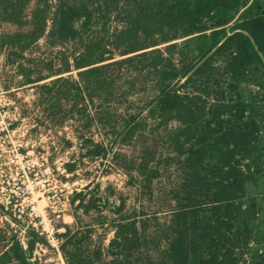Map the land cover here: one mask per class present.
I'll use <instances>...</instances> for the list:
<instances>
[{"label": "trees", "instance_id": "16d2710c", "mask_svg": "<svg viewBox=\"0 0 264 264\" xmlns=\"http://www.w3.org/2000/svg\"><path fill=\"white\" fill-rule=\"evenodd\" d=\"M228 28L250 34L232 33L182 81ZM251 36L264 54V0H0V57L14 70L4 88L30 86L53 121L114 135L112 159L155 207L110 204L89 184L72 198L75 217L109 207L114 236L103 247L92 224L66 225L67 264H264V60ZM42 39L61 48L40 52ZM79 136L71 172L111 151ZM28 232L25 247L0 224V264H41L44 238Z\"/></svg>", "mask_w": 264, "mask_h": 264}, {"label": "rangeland", "instance_id": "374dc122", "mask_svg": "<svg viewBox=\"0 0 264 264\" xmlns=\"http://www.w3.org/2000/svg\"><path fill=\"white\" fill-rule=\"evenodd\" d=\"M111 25L116 26V22L113 20ZM41 44L40 52L56 51L61 48H46L44 39L41 40ZM4 64L5 57L1 55L0 195L4 200L14 196L15 198L21 197V200L24 197L26 199L24 205L16 207L17 212H19V207L23 212L21 222L11 223L0 213V224L11 223L27 244L28 231L31 227L28 224L35 217V214L30 213L28 204L34 201L41 207L46 204V199L50 196L52 203L57 206L59 199L53 194L57 185L65 180H78L80 188L90 181L91 186L99 184L98 195L109 196L110 204L114 199L119 200L118 196H122L126 200L128 209H132L134 206H143L147 213L152 214L155 209L154 205L140 196L138 187L129 183L126 170L112 159L113 151L122 146L117 138L112 134L107 135L96 126L91 130L82 129L81 122L77 117L67 119L64 123L53 121L46 112L44 113L35 107L34 99L36 96L34 89L30 86L16 88V85L13 84L12 89L7 91L3 82L11 77L14 70L10 66L5 67ZM13 124L16 125L12 127ZM82 131L95 140L104 141L111 151L106 157L98 156L94 159L83 157L84 163L80 162V167L75 175L71 174L68 177L64 164L74 160L79 161L81 154L86 151L84 141L79 136ZM122 149L134 156L140 153L139 148L133 149L131 146H124ZM161 150L163 149L161 148ZM42 156H44L43 159H39ZM47 164L51 165L55 175V179H52L50 184L45 181L47 176L42 174V170ZM166 176L168 173L164 175L163 179L156 181V192L171 185L176 177L172 175V179H168ZM27 186H29V192L24 193ZM110 190L116 194L109 193ZM78 216L80 217H75V210L73 209L72 217L66 216V221L62 217L56 218V223L58 226H75L77 219L80 218L83 226H86L87 223L92 224L94 228L93 243L102 244L103 247H106L114 236L112 219L116 215L112 213L111 209L108 207L103 213L96 211H91L85 215L78 213ZM103 220H105L104 224L99 223ZM41 236L44 241L36 244L32 260L39 261L41 264H67L60 247L58 250L55 246L48 244L44 235Z\"/></svg>", "mask_w": 264, "mask_h": 264}, {"label": "built area", "instance_id": "2783aa9c", "mask_svg": "<svg viewBox=\"0 0 264 264\" xmlns=\"http://www.w3.org/2000/svg\"><path fill=\"white\" fill-rule=\"evenodd\" d=\"M44 156H42L39 159H43ZM65 165V171L66 176L75 175V172L78 170L71 172L67 169L66 164ZM42 174L44 176H47L45 181L47 184H50L52 179H55V175L53 173V169L50 164L45 165L44 169L42 170ZM60 174V172H59ZM61 180H64L61 178ZM91 182V181H90ZM90 182H86V184L82 185V188L78 186L79 181H70L65 180L63 182H60L59 185H57L54 196H57L59 199V204L55 206L52 203V200L50 199V196L48 199H46V204L42 205L40 207L39 204H36V202L31 201L28 205L30 209L31 214H35V217L32 218V220L29 222L28 226H31L29 228L35 229L40 235H44L47 239L48 244L55 246L58 250L61 243V236L59 235L62 230L64 231L66 225L58 226L56 223V218H66V216H73V205H72V198L73 196L80 191L86 190V187L89 185ZM29 192V186L26 187L24 190V193ZM18 197L19 194H17ZM25 197L21 200L20 198L14 197H8L6 200L1 198L0 195V205L4 208L6 213H1L5 216L6 219H8L11 223H19L16 220H13L11 218V215L18 220H21L22 213L21 208L19 207V212H17V208L19 205H24ZM66 221V220H65ZM17 231V229H15ZM18 232V231H17ZM21 239V242L25 247H27L26 242L23 241L21 236H19Z\"/></svg>", "mask_w": 264, "mask_h": 264}, {"label": "water", "instance_id": "95a60500", "mask_svg": "<svg viewBox=\"0 0 264 264\" xmlns=\"http://www.w3.org/2000/svg\"><path fill=\"white\" fill-rule=\"evenodd\" d=\"M237 30H241V31H244L245 33H247V34H250L248 31H246V30H243V29H240V28H238V29H230V28H228V31H227V34L221 39V41L218 43V44H216L193 68H192V70H190V72L183 78V80L182 81H184L189 75H191L210 55H212L214 52H215V50L232 34V33H234L235 31H237ZM251 38H252V40H253V42H254V44H255V46H256V48L258 49V52H259V54L261 55V57L263 58V60H264V54H263V52L260 50V48H259V46H258V44H257V42L255 41V38L254 37H252L251 36Z\"/></svg>", "mask_w": 264, "mask_h": 264}]
</instances>
